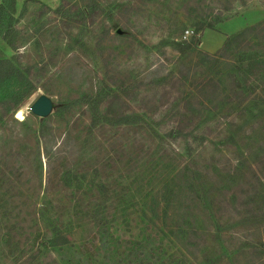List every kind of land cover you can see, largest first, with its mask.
<instances>
[{
	"label": "rangeland",
	"instance_id": "1",
	"mask_svg": "<svg viewBox=\"0 0 264 264\" xmlns=\"http://www.w3.org/2000/svg\"><path fill=\"white\" fill-rule=\"evenodd\" d=\"M14 15L18 48L0 35V59L23 72L0 87V100L20 95L0 120V264H264V76L241 106L223 95L202 105L201 84L220 73L196 65L200 50L264 21V0H16ZM174 40L188 42L185 53ZM42 94L54 102L44 119L31 111ZM109 104L126 117L106 114ZM178 122L182 135L169 132ZM129 151L175 157L178 174L168 189L157 173L130 197L104 249L77 206L109 203L104 185L135 171ZM152 194L155 221L143 213ZM44 205L72 228V244L49 255L39 249ZM193 227L205 234L185 247L174 233Z\"/></svg>",
	"mask_w": 264,
	"mask_h": 264
},
{
	"label": "trees",
	"instance_id": "2",
	"mask_svg": "<svg viewBox=\"0 0 264 264\" xmlns=\"http://www.w3.org/2000/svg\"><path fill=\"white\" fill-rule=\"evenodd\" d=\"M63 2H65V0H63ZM62 8L63 5L60 6L58 10L61 11ZM15 11L16 0H3L0 4V35L11 48H18V43L16 41L17 20L14 15ZM213 26V24L209 25V27ZM173 43L176 44V49L180 53L186 52L187 48L184 46V44L188 43L186 40H174ZM198 53L200 60L197 62V66L204 64L211 65L212 67H217L220 73L219 80H216L215 76L212 75H208L204 79L199 89L205 96L204 98L199 96V102L202 105H208V103L212 104L215 98L218 99L219 95H223V100L227 99V101L224 102L241 106L251 98L252 94H254V83L258 78L264 76V21L248 25L229 34L223 45L215 52L200 50ZM22 76L23 72L14 63H11L9 59H0V87L5 81L12 78L21 80L23 79ZM221 80L222 83H220ZM262 82H264V80H262ZM121 89L127 90L128 87L126 89V86H121ZM189 93L190 98L196 97V94H193V92ZM97 95L99 96V93H96L94 96L85 93L84 97L89 103L95 100ZM15 97H20V95H15L10 101L0 100V120L6 116L8 110H11L14 114L15 110L18 108L19 99ZM115 97H120L118 92L113 93L112 98L114 99ZM256 99L257 98L253 97L251 100L256 101ZM95 101L98 102L97 99ZM4 103H7V106H5ZM66 106L65 103H60L57 106L58 112L65 110ZM110 107L111 104H109V109L106 114L110 115L114 113L126 117L127 112L123 108L112 111ZM5 108H7V110H4ZM44 118L42 117V119ZM100 127L106 128L104 124ZM115 127L118 129L121 126ZM183 131V126L179 122L169 130L170 133L173 132L176 135H182ZM111 147L113 149L126 148L116 145L115 142L111 144ZM126 155L128 157L124 163L127 164L128 167H132L135 171H129L134 173L130 175V180L125 182L124 186L115 187L109 192V189L104 185L106 195L109 194L110 196L109 203L105 201L102 205L94 204L84 207L83 204H79L77 206L79 208L78 212L81 213L80 217L83 218L82 220L85 219L93 230L96 229L99 235L100 247L104 249H108L111 245V239H113L112 228L114 227L116 215L131 207L127 203L128 200H131L130 197L134 196L136 192L143 190L147 182H151L152 178L157 173H161L162 180L164 181L162 185L168 186V189L169 182L176 178L178 174V172H174L176 171L174 162L178 161L175 157L168 159L164 154H156L148 158V156H144L136 151H129ZM161 191H164V187ZM168 195L169 194H167V196ZM150 199L153 200V202L149 204L150 213L147 212L146 208L143 209V213L149 214L147 217L155 221L154 219H156L160 210L161 200L153 194ZM164 201V210L166 211L170 206L171 199L168 197L165 198ZM87 207H91L93 210L88 211L86 210L88 209ZM39 210L38 215L45 221L46 233L43 240L45 247L42 248L40 246V251L44 249V251H46L45 254L49 255V253L52 254L53 250L56 248L65 249L70 246L72 244L70 239L72 228L66 227L63 224L60 215L51 214L48 205L42 206ZM147 226L148 224H146V228L143 230L142 238L148 232ZM175 234L177 235L175 237L180 238L185 247H189L191 245L199 246L201 244L199 241L202 238L201 235L205 233L201 231V229L193 227L192 230H186V232L183 229L175 231L174 235ZM138 243L140 246L143 245L142 241ZM37 257H34V260ZM105 263L113 264V261L109 262L107 260Z\"/></svg>",
	"mask_w": 264,
	"mask_h": 264
},
{
	"label": "water",
	"instance_id": "3",
	"mask_svg": "<svg viewBox=\"0 0 264 264\" xmlns=\"http://www.w3.org/2000/svg\"><path fill=\"white\" fill-rule=\"evenodd\" d=\"M54 108L52 98L46 94L39 96L31 105V111L41 117L49 115Z\"/></svg>",
	"mask_w": 264,
	"mask_h": 264
},
{
	"label": "built area",
	"instance_id": "4",
	"mask_svg": "<svg viewBox=\"0 0 264 264\" xmlns=\"http://www.w3.org/2000/svg\"><path fill=\"white\" fill-rule=\"evenodd\" d=\"M189 32H190V31L187 30V34L184 35V38H187V35H188Z\"/></svg>",
	"mask_w": 264,
	"mask_h": 264
},
{
	"label": "bare ground",
	"instance_id": "5",
	"mask_svg": "<svg viewBox=\"0 0 264 264\" xmlns=\"http://www.w3.org/2000/svg\"><path fill=\"white\" fill-rule=\"evenodd\" d=\"M24 112V111H23ZM20 113V112H19ZM25 114V113H24ZM23 116V115H22Z\"/></svg>",
	"mask_w": 264,
	"mask_h": 264
}]
</instances>
